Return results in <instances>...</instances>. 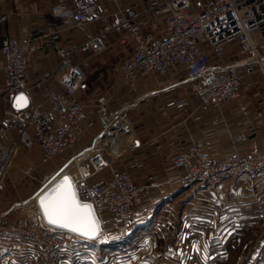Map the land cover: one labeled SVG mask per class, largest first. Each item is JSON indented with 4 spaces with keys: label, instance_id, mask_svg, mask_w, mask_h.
<instances>
[{
    "label": "crops",
    "instance_id": "0c3cea01",
    "mask_svg": "<svg viewBox=\"0 0 264 264\" xmlns=\"http://www.w3.org/2000/svg\"><path fill=\"white\" fill-rule=\"evenodd\" d=\"M97 1L104 6V19L89 27L66 31L60 18L52 14L51 7L60 2L71 6V0H0V45L8 37L36 43V52L29 59L24 78L30 102L41 98L45 105L47 92L61 86L70 70L60 66L64 55H69L71 68L79 71L82 78L79 100L86 108L87 118L94 122L82 128L67 159L101 132L96 121L99 97L107 100V111H122L120 120L126 131L119 134L129 132L128 139L118 143L119 149L103 154L111 161V167L128 171L136 184H146L147 192L137 220L127 228L118 226L110 217L105 219L106 215L102 218L109 223V229L104 228L105 235L113 238L132 235L127 238V257L121 264L264 262V175L244 177L238 182L224 180L214 187L175 188L168 183L172 157L192 144L214 158L222 157L233 148L246 151L250 146L264 153V77L258 72L249 74L243 84L242 105L228 103L219 109H198L197 98L187 91V86L166 87L177 80L174 74L162 79L140 78L125 87L121 83L119 64L131 52L128 45L119 43L120 34L110 29L116 20L111 14L116 4L140 9L145 3ZM139 22L143 31L153 30L158 34L163 30V24L154 21L151 15L141 16ZM90 35L101 36L100 51L94 52L84 45ZM178 102L185 105L179 106ZM13 109L7 91V73L0 57V123ZM126 112L134 126L133 132ZM117 136L106 135L101 141L108 138L110 143H115ZM235 137L239 140L235 141ZM23 149L20 147L19 152ZM40 157V148L35 145L27 152L25 166L39 164ZM110 169L92 175L89 183L109 181ZM12 177L17 183L19 177ZM41 185L28 196H22L26 191L11 192L2 188V219H16L22 211L33 207L29 202L19 209L16 204L31 198Z\"/></svg>",
    "mask_w": 264,
    "mask_h": 264
},
{
    "label": "built area",
    "instance_id": "2783aa9c",
    "mask_svg": "<svg viewBox=\"0 0 264 264\" xmlns=\"http://www.w3.org/2000/svg\"><path fill=\"white\" fill-rule=\"evenodd\" d=\"M71 1V6L60 2L51 7L52 14L60 18L66 31L86 27L106 16L104 6L97 0ZM145 14L163 24L161 33L142 30L139 19ZM111 16L116 20L110 29L124 34L120 43L128 44L131 52L119 64L121 83L125 87L140 78L162 79L174 74L177 80L166 87L187 86V91L197 98L198 109H219L228 103L241 106L245 78L254 72L264 76V0H149L140 9L116 4ZM84 45L94 52L103 48L100 35L88 36ZM36 48L34 41L11 37L1 42L0 57L7 73L11 101L17 94H26L24 78ZM60 66L70 70L59 88L47 92L45 105L41 98L29 101L26 108L13 109L0 123V191L20 147L39 146L40 161L47 164L72 150L82 128L93 125L79 100L82 78L77 69L71 68L69 55L63 56ZM177 104L185 105L184 102ZM115 114L107 111L105 97H99L96 121L101 132L93 140L113 122ZM9 134L13 137L8 138ZM234 140L238 141L239 137ZM88 148L81 149L80 153ZM85 162L77 167L76 177L71 176L70 180L77 199L90 206L98 228V219L104 215L126 228L133 224L147 185L136 184L128 171L111 167V161L101 150L94 149ZM107 168H111L109 181L89 183L92 175ZM263 175L264 153L255 146L246 151L233 148L222 157L214 158L192 144L172 157L168 183L175 188L214 187L224 180L238 182L244 177ZM42 189L43 185L16 207L21 209L29 202L33 204ZM31 212L28 216L24 210L12 220L0 216V264L123 262L118 256L120 252L106 259L96 256L92 240L49 225L40 209L38 212L34 207Z\"/></svg>",
    "mask_w": 264,
    "mask_h": 264
},
{
    "label": "rangeland",
    "instance_id": "374dc122",
    "mask_svg": "<svg viewBox=\"0 0 264 264\" xmlns=\"http://www.w3.org/2000/svg\"><path fill=\"white\" fill-rule=\"evenodd\" d=\"M140 1H143L145 3L146 1H149V0H140ZM91 25H88L86 27H89ZM117 33L120 34V38H121V35L122 36L124 35L121 32H117ZM118 37H119V35H118ZM119 43H120V40H119ZM123 45L127 46L128 44H123ZM242 90H243V88H242ZM241 93H242V91H241ZM127 113L128 112H126V119L130 122L129 125L131 126V129L133 132L134 126L131 123L130 118L128 117L129 113L128 114ZM120 122H123V120H121ZM106 135H101V138H105ZM127 135H129V132H128V134L125 133L124 135L119 134L120 137L117 136V138L114 140V141H117L115 143L114 142L110 143V141H108V138H107V140H104V141H101V140L98 142H96V140L90 141V143L86 147H84V148H87V147H90V148H88L87 150H85L81 153H80L81 150L79 152H77V154L80 153L79 156L77 154H73V155H76L77 157L67 167L66 171L68 172V174L70 176L75 178L77 175V167L79 165H82V162L86 163L85 159L92 154L94 149L99 148V149H101V151L103 153H105V152L109 153L110 149L117 150V149H119L118 145H120L118 143H121L125 139H128ZM131 139L133 140V137H131ZM23 150H25V151L19 152V150H18V152L16 153L15 159H14L13 164H12V166L8 172V175L5 179L4 186H3V189H8V191H11V192H15L16 190H22L24 192L26 191L27 193L23 194L22 196H28L35 189H37L41 185V183H43L44 181H47V179L49 177H51L52 172L55 171L57 168H59L62 164H64L68 160L67 158L71 155V153H70L71 150H67L63 154H60V155L52 158L50 160V162L47 164H42L40 162L39 164H36V165L25 166L26 164H24V162H26V160H27V152L29 149L26 150V148H25ZM105 156H107V155H105ZM108 169L109 168L104 169L99 174L105 173V171H107ZM13 175H16L17 177H19V178H17L18 179L17 183H14V181H12V180H15V177H12ZM11 177H12V180H11ZM16 206H17V204H16ZM17 208H19V207H17ZM106 218H109V216H106L105 219ZM98 220H99V226H100L99 231L100 232H99V235L97 236V238L93 239L91 241V243H92L91 245L92 246L94 245L96 248V256L101 257L103 259H106V257L108 258L110 256V253H112L111 255H117V252H120V254L122 256L121 255H118V256H120L122 259L126 258L127 255L125 254L126 253L125 251H126L127 247L125 246V244H127V241H126L127 237H125V239L122 240L123 244L118 242V243L122 244V247L118 248L117 245H114L116 242L112 243L110 241L111 240L114 241L113 239H118V238H120V236L113 238V236H110V234L105 235L104 228L107 231L109 229V223L108 222L105 223L102 218H101V220L100 219H98ZM106 221H108V220H106ZM117 225L120 226V223ZM138 233H142V232H138ZM252 264H264V262H256V263H252Z\"/></svg>",
    "mask_w": 264,
    "mask_h": 264
},
{
    "label": "snow or ice",
    "instance_id": "6c2138e0",
    "mask_svg": "<svg viewBox=\"0 0 264 264\" xmlns=\"http://www.w3.org/2000/svg\"><path fill=\"white\" fill-rule=\"evenodd\" d=\"M26 104V98L21 96L17 98L14 106L19 108ZM40 207L49 225L89 239L93 238L98 231L90 206L81 205L77 201L76 193L67 178L51 193L40 199Z\"/></svg>",
    "mask_w": 264,
    "mask_h": 264
},
{
    "label": "bare ground",
    "instance_id": "6f19581e",
    "mask_svg": "<svg viewBox=\"0 0 264 264\" xmlns=\"http://www.w3.org/2000/svg\"><path fill=\"white\" fill-rule=\"evenodd\" d=\"M121 112H122V111L119 110V112H117V113L114 115V120H113V122H112L111 124H108L107 126H105L106 129H105L104 131H102V133L98 136V139H96V142H98V141L101 140V135H105V134H107L108 136H111V137H112V136H115V135L117 136V135L119 134V132L126 131V129H124V127H122L123 123L120 122V121H121V120H120V119H121V118H120V116H121L120 113H121ZM128 123H129V122H128ZM121 127H122V128H121ZM120 128H121V129H120ZM77 155L79 156L80 153H78ZM72 156H74L73 160H75V158L77 157L76 155H72ZM72 156H71V157H72ZM73 160L69 161V162L67 163V165H66L65 168H63V169L60 170L61 166L63 165V164H62L59 168H57L55 171H53L52 174H51V177H49V178L47 179V180L49 181V183L47 184V186H49L50 184H52L53 181L57 180L61 175H64V174L68 175V176L72 179V177L68 174V172L66 171V169H67V167L71 164V162H72ZM82 168H83V167H82ZM58 170H60V171L58 172ZM39 195H40V194H39ZM39 195L36 196L35 201H33L34 206L31 207V208H33V209H34V207H35L36 211H38V212H39V207H38V205H37V203H36V199L38 198ZM31 204H32V203L30 202V205H31ZM33 204H32V205H33ZM31 208H29V209L26 210L28 216H31V215H32ZM20 215H21V214H20ZM20 215H19V217H20ZM99 230H100V226H99Z\"/></svg>",
    "mask_w": 264,
    "mask_h": 264
},
{
    "label": "water",
    "instance_id": "95a60500",
    "mask_svg": "<svg viewBox=\"0 0 264 264\" xmlns=\"http://www.w3.org/2000/svg\"><path fill=\"white\" fill-rule=\"evenodd\" d=\"M21 96H23V97L26 98V100H27V104H26L25 106H22V107L17 108V107H15L14 105L16 104L17 98H18V97H21ZM28 105H29V99H28V97H27V95H26L25 93L17 94V95L14 97L13 101H12V107H13L14 109H16V110H17V109H23V108H26ZM73 158H74V156L70 157V158H69V159H68V160H67V161L61 166L60 170L63 169V168H65L66 165H67V163H68L69 161L73 160ZM60 170H58V172H59ZM65 178H67L68 183L71 185V187H72V189H73V186H72V183H71L70 177H69L68 175H66V174L61 175L57 180L53 181L52 184H50L49 186H47V184H48L49 182H48V183L46 182V183L43 184V189H42L41 192L39 193L40 195L38 194L39 196H38V198H37V204H38V207H39V209H40L42 215H43V212H42V209H41V207H40V199H41L42 197H44L45 195L51 193L52 190L55 189V188L57 187V185L62 184V183L64 182ZM73 190H74V189H73ZM76 198H77V197H76ZM77 201H78L81 205H87V204H83V203H81L78 199H77ZM91 211H92V210H91ZM92 214H93V213H92ZM93 216H94V215H93ZM43 217H44V215H43ZM94 218H95V217H94ZM44 220H45V218H44ZM45 221H46V220H45ZM95 221H96V219H95ZM51 226H52V225H51ZM96 226H97V229H98L96 235H95L93 238H91V239L86 238V237H84V238H86V239H88V240H93V239H95V238L98 236V234H99V228H98V224H97V222H96ZM53 227H55V226H53ZM56 228H58V227H56ZM59 229H60V228H59ZM62 230H65V229H62ZM75 234H76V233H75ZM82 237H83V236H82Z\"/></svg>",
    "mask_w": 264,
    "mask_h": 264
},
{
    "label": "trees",
    "instance_id": "16d2710c",
    "mask_svg": "<svg viewBox=\"0 0 264 264\" xmlns=\"http://www.w3.org/2000/svg\"><path fill=\"white\" fill-rule=\"evenodd\" d=\"M125 237H127V238H130V237H132V235H126ZM125 237L124 238H120V239H114V241H110V242H112V243H115L114 245H117L118 246V248H121L122 247V240H124L125 239ZM127 241V240H126ZM118 242H120V243H122V244H120V243H118Z\"/></svg>",
    "mask_w": 264,
    "mask_h": 264
}]
</instances>
